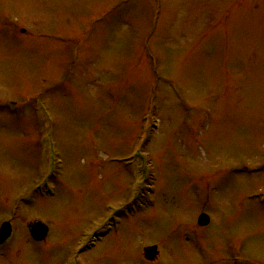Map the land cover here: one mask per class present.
Here are the masks:
<instances>
[{"label":"rangeland","instance_id":"374dc122","mask_svg":"<svg viewBox=\"0 0 264 264\" xmlns=\"http://www.w3.org/2000/svg\"><path fill=\"white\" fill-rule=\"evenodd\" d=\"M4 221L0 264H59L107 221L81 264H264V0H0Z\"/></svg>","mask_w":264,"mask_h":264},{"label":"water","instance_id":"95a60500","mask_svg":"<svg viewBox=\"0 0 264 264\" xmlns=\"http://www.w3.org/2000/svg\"><path fill=\"white\" fill-rule=\"evenodd\" d=\"M206 223H207V218L205 216H201L199 218V224L205 225ZM4 228H5V231H2V230H4ZM2 230L0 232V239L3 241V239L7 238L8 234H9V227H7V224L3 225ZM46 231H47V229L43 225L35 224L34 226L31 227L30 234L32 235V237L35 240H40L45 236ZM155 251H156V249L154 247L146 249L145 250V258L146 259H152V257L155 254Z\"/></svg>","mask_w":264,"mask_h":264},{"label":"flooded vegetation","instance_id":"af4514ba","mask_svg":"<svg viewBox=\"0 0 264 264\" xmlns=\"http://www.w3.org/2000/svg\"><path fill=\"white\" fill-rule=\"evenodd\" d=\"M4 245H5V244H4ZM4 245H3V246H4ZM36 245H39V246H40V245H45V244L37 243ZM46 245H47V244H46ZM3 246H2V247H3ZM95 247H96V243L94 242V243L92 244V247H91V250H90V251H93V250L95 249ZM84 252H85V251H84V250H82V251L80 252V254H81V255H84V254H85ZM70 254H71V252H70V253H68V255H66V256H63V258H64V259H60V262H59V264H65V262H64V261H65V259H67V258H68V256H69ZM80 264H81V263H80Z\"/></svg>","mask_w":264,"mask_h":264}]
</instances>
